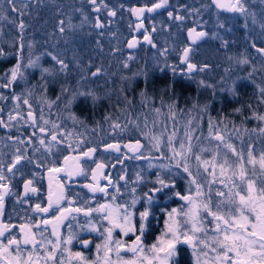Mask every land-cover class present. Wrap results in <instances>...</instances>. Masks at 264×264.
Returning <instances> with one entry per match:
<instances>
[{
    "label": "snow or ice",
    "instance_id": "snow-or-ice-1",
    "mask_svg": "<svg viewBox=\"0 0 264 264\" xmlns=\"http://www.w3.org/2000/svg\"><path fill=\"white\" fill-rule=\"evenodd\" d=\"M3 3L7 7H0V13H2L0 14V19H8V14L12 13L18 14L21 19L16 24L20 33V42L18 45L15 43L12 45L13 47H17V62L4 74L8 78V82L2 86L8 87L9 84L18 79H26L24 70L27 68H39L41 80H44L46 76H53V69L43 67L40 64L41 55L45 54L50 56L55 64L59 65L60 72H66L69 69L68 63L60 55L51 52L37 55L33 59L30 51L27 64L23 63V51L25 47L23 33L27 26L22 17L25 14L23 9H27L29 5L24 3L23 8L17 7V0H3ZM88 3L93 6L94 11H100V7L97 6V0H88ZM260 3L264 5V0H260ZM167 4L168 0H158V2L153 3L150 7L145 5L140 8H132L131 11L139 19L145 12H154L164 8ZM104 7L107 6L104 5ZM203 7H214L218 10L217 15L220 11L239 14L244 18V27L246 29L249 20L252 24H257L258 22L256 13L249 10L248 0H210V3L203 5ZM193 11L196 15L200 13V9ZM108 15L114 17L116 12L110 10ZM168 15L170 18L173 17L172 12H169ZM84 18L86 20L87 16ZM174 19L183 21L185 17L177 15ZM11 22L15 24V21ZM194 23L197 26L188 29L190 43L184 47L183 54L180 57L181 62L187 65L189 73L197 70V65L190 62V53L193 51L192 46L209 35L203 30V26L200 25L199 21ZM259 26L264 31V19L261 20ZM74 27L75 25L71 23V18H69L68 28L72 29ZM95 27H103L99 18H97ZM142 27V23L137 25V29ZM198 27L201 30H198ZM217 27L224 28V24L218 22ZM58 31L61 34L66 31L63 19L58 23ZM145 32H147L146 29ZM212 36L214 39L221 41L222 47L227 48L229 41L220 36L218 32L213 33ZM144 40L152 44V40L148 34L144 35ZM137 43L138 41L134 38L128 42L127 46L128 48H135ZM27 46L29 50L33 47L31 42ZM251 46L264 57V48H258L255 42ZM153 47H155L154 44ZM4 55L6 53L3 48H0V56ZM229 59H232V57H229ZM237 62L245 65L249 63V59L245 56L238 59ZM125 67H127V64H125ZM199 70L203 71V68ZM99 72L100 69H97L91 75L97 76ZM249 76H251V73H249ZM200 83L203 85L204 82L201 81ZM40 87L46 91V83L40 85ZM258 89V103L264 104V86H258ZM228 91L235 94V87L230 88ZM68 92L69 89L67 87L61 86V95ZM28 95H32V92L29 91ZM61 95L56 97V101L61 99ZM77 96L91 97L93 101L98 99L92 92H76L72 93L68 98L65 107H69ZM0 99H6V97L0 96ZM13 99L20 100V97L14 96ZM40 99L49 108L56 102L48 101L43 96ZM127 102L131 104V101ZM23 103L29 106L27 119L35 125L36 117L32 111L29 99L24 98ZM168 107L171 112V118L175 121L176 112L172 110L176 106L175 104H170ZM197 107L198 105L193 104V108ZM248 107L251 109V104ZM206 108L207 106L201 109V111H206ZM154 111L159 114L161 110L155 108ZM234 111L241 115L243 114L242 108H237ZM17 116H19V113H17ZM252 118L264 124V113L253 110ZM9 119H16V117L10 115ZM41 119L43 120V115H41ZM72 119L75 121L76 118L73 116ZM245 119H248V117H245ZM47 123L49 121L44 120V124ZM187 124L188 127L184 130L183 139H177L175 128L167 135L166 141L162 139L163 133L149 137L150 150L160 153L157 159L163 158L168 161V163L160 164L159 167L168 171H172L174 168L177 170V175H180V170L182 169V172L187 174L186 178L189 186V194L174 193L175 196L185 203L179 209L173 208L168 213V220L165 221V232L162 238L158 239L157 243L145 246L142 240L145 233V221H147L149 216L147 209L140 213L139 229L133 223V213L130 211V208L135 207L137 203L136 199H133L130 205L101 203L95 208L71 207L74 201L66 196L59 173L63 171L69 179L73 176L82 175L81 157L77 156L72 157L73 164L70 167L53 166L48 168L50 175L48 178L46 206L37 203L33 211L37 214L50 215V219H40L35 221L34 224L19 225V236L13 233L16 225L0 222V264H41V260L44 261V264H65L63 259L57 262V253L61 251L62 243L63 245H70L72 243L73 239H75V234L70 231L66 238H62L59 228L70 215L75 220L76 216L72 214L80 212H83L85 217H91L93 213H98L101 221L107 222V226L103 227V231L100 232V228L96 224H93L91 219L88 220L89 229L94 232H100V235L104 239L103 245H96L97 257L95 260L89 261L83 253L76 252L73 254L67 247L63 248L62 251L68 253L69 261L74 258L78 261V264H177L174 257L177 256V246L181 243L191 247L193 264H264V150H261L257 155L255 145L249 143L245 149L243 141H241V148L237 149L222 134L221 130L217 128L211 117L208 121V136L205 139L215 141V148L204 147L199 143L194 144L193 141L199 142L200 137L195 135L192 120H189ZM0 125L7 126L4 125L3 120H0ZM52 126L53 128L58 127L55 123ZM113 128L124 131V128L119 123H114ZM39 131L44 133L45 128L41 126ZM165 131H167L166 126ZM259 133L264 135V127L259 128ZM143 134L145 136L149 135L148 133ZM9 139H12V137H9ZM16 140L22 146L32 143L31 138L24 140L17 137ZM51 141H57L56 134H51ZM39 144L45 146V139H39ZM221 146L226 150L223 153ZM67 147L69 150L74 151L71 144ZM124 147L131 149L134 153H138L137 159L149 158L143 157L141 150L144 148V145L139 140H136L134 144L129 143ZM105 148L113 149L117 152L120 151L119 144H107ZM165 148L169 154L165 153ZM45 150L51 152V146H46ZM26 151V147L23 150L21 147H16L15 153L6 169L7 173L11 174V176H15L19 172L18 166L23 161L29 160L31 162L30 158L25 155ZM35 151H39V149L37 148ZM95 152V148H89L82 153V156L90 158ZM208 152L211 153V158L205 159L204 154ZM229 154L231 157H235V161L230 158ZM192 158L197 162V171L195 173L192 171L189 163ZM68 160L69 157L65 156V163ZM36 166L41 167L42 165L37 163ZM149 166L152 167L153 165L150 164ZM103 167L102 164H97L92 175V179L96 183L94 185H85L93 193L104 192L107 194L106 188L100 187L97 179V173ZM200 168H203V173L200 172ZM217 170L219 175H217ZM35 175L34 173L33 176L35 177ZM121 179H124V177H121ZM137 179H141L139 174H137ZM157 182L161 185V188H157L155 191H161L162 188L175 187L174 184L166 183L164 179H161L159 174L157 175ZM33 183V179L24 181V196L18 197V202L26 203L28 194L38 191L33 186ZM214 185L222 187H216L214 190ZM116 192L119 193V188H116ZM133 192H135V189H133ZM12 194L11 177L5 175V166L3 163H0V217L5 212V198ZM213 197L216 199L214 200ZM148 199L150 201L151 197ZM112 200L116 201L117 195H113ZM65 201H67L68 207L64 206ZM49 224H51V236L56 238L55 242L45 236ZM42 225L44 227H41ZM208 225H211V228ZM68 227L71 229L70 224ZM34 228L39 231H34ZM117 229L122 236H128L130 233L135 235L137 231L139 234L135 236V240L131 244H128L123 239L114 238V232ZM83 246L87 248L89 241L85 240ZM101 250L103 255H100ZM113 256L115 259H113Z\"/></svg>",
    "mask_w": 264,
    "mask_h": 264
},
{
    "label": "trees",
    "instance_id": "trees-1",
    "mask_svg": "<svg viewBox=\"0 0 264 264\" xmlns=\"http://www.w3.org/2000/svg\"><path fill=\"white\" fill-rule=\"evenodd\" d=\"M179 2L175 4L176 1L174 3V0H168L169 6L174 5V7L178 6ZM24 3L29 6L23 9L25 14L22 17L27 26L23 33L25 45L23 58L28 57L30 51L32 56H35L41 50L44 52L51 50L68 63L69 69L60 72L59 65L54 62L52 67L49 59L44 58L43 67L52 68L53 76H46L41 80L40 69L29 68L24 70L26 79H18L8 87H3L2 85L8 82L4 74L17 62V47L12 45L13 43L18 45L20 42V33L16 24L21 17L15 13L8 14V19H0V48L6 53L0 56V94L6 97L0 102L2 106L0 110H8L14 93L31 91L33 95L31 97L37 101L35 110L39 112L43 110V117L46 119L50 118L55 123L64 124L67 114L74 116L80 126L89 129V136H94L92 139L94 145L95 142L103 145L118 143L121 148L136 140L141 144L146 141V138L137 131L136 125L149 124L155 108L161 110L163 129L165 126L167 128L163 135L164 141L174 128L179 140L188 127L189 120H192V127L198 134H204L210 117L217 128L223 127L227 130L242 129L261 123L252 118V112L255 110L264 113V104L258 103V86H264V57L251 45L255 42L258 48H264V31L261 29L254 31L250 25L246 29L242 16L230 21V24H225L224 28H216L215 23L224 20V13L219 12L218 15L210 13L207 25L205 27L203 25V29L209 35L198 45L192 46L194 50L190 53V62L197 65V70L185 74L183 70L185 65L178 56L181 46L188 42L186 27L195 26L194 23L191 25V20L177 28L176 21L167 20L166 24L155 28L156 34L152 39L156 47L161 50L165 46L170 50V56L168 54L163 56L159 50L153 51L146 44H141V41L137 49H128L127 45L132 40L136 25L131 11L133 4L129 0H97L99 12L94 11L93 6L86 0L80 5L81 15L87 16L86 22L80 20L83 16L64 0H42V2L17 0V7L23 8ZM182 5L183 13L189 14L198 9L199 0H182ZM0 7H7L3 0H0ZM108 10L115 11L116 15L110 17ZM255 10L260 11L259 14L264 16L263 6L257 5L252 11ZM164 14L165 12H162L150 18L161 17ZM69 18L75 25L72 29L68 28ZM97 18L103 25L102 28L95 27ZM61 19L65 21L66 31L63 34L58 31V23ZM11 21H15V24ZM215 31L229 41L227 48L221 46L219 39L210 38ZM29 42L33 45L30 51L27 46ZM120 46H125L129 52L136 51L138 54L127 67L123 65L126 63L122 51L118 50ZM245 56L249 59V63L239 64L238 59ZM164 63L175 65V70L178 72L173 68V70L162 68ZM201 68L203 71L199 70ZM79 69L85 72L79 74ZM97 69H100L98 75L92 76L91 73ZM201 81L204 82L203 85ZM45 83L46 91L40 87ZM61 86L67 87L69 92L61 95ZM83 86L87 88V92L92 88L90 91H93L98 99L91 101L90 97L83 96L73 102L71 107H65L72 93L83 91ZM233 87L235 94L228 91ZM58 95H61V99L56 101ZM41 96L48 101L56 102L51 108L47 104L42 107ZM127 101H131V104ZM34 102L31 98V103ZM170 104L176 106L172 110L176 112L175 121L171 118L168 107ZM193 104L198 107L193 108ZM249 104L252 106L251 109L248 107ZM37 105L41 107L36 108ZM205 106H207L206 111H201ZM237 108L243 109L242 115L234 111ZM126 120L133 122L136 128L128 126L129 121ZM114 123H119L124 127V131H129L127 133L122 131L121 133H125L124 136L114 138L115 132L118 133L117 129L113 128ZM164 151L168 154L166 148ZM149 156L159 157L160 153L155 151Z\"/></svg>",
    "mask_w": 264,
    "mask_h": 264
},
{
    "label": "flooded vegetation",
    "instance_id": "flooded-vegetation-1",
    "mask_svg": "<svg viewBox=\"0 0 264 264\" xmlns=\"http://www.w3.org/2000/svg\"><path fill=\"white\" fill-rule=\"evenodd\" d=\"M129 2L133 4L132 8H140L144 7L145 5L150 7L153 3L158 2V0H129ZM168 6L169 4H167L164 8L158 9L153 14L145 12L142 16V19L140 21H136V27L140 24V22L145 21L146 18H150L155 14L166 12L168 10ZM176 8L179 14L183 13L182 0H180ZM220 12L229 13L226 11ZM135 17L136 16L134 15V18ZM203 40L198 41L196 45H198ZM35 103L36 102L31 103L34 108ZM19 110L24 111L25 108H22L21 106ZM8 112L9 110H0V120L4 121V125H7L6 120L10 116V113ZM40 112L41 114H43V110ZM40 112L38 113L39 117H36V125H33L34 127H32L31 123L30 125L28 124L30 126V129L27 126H23L25 129L19 128L13 130V128H10V126L8 125L6 127L0 125V163H3L5 166V175L11 177V188L13 193L12 195L5 198V212L4 215L0 217V222L16 225V227L13 229V233L19 236V225L34 224L35 221L40 219H50V215L37 214L33 211V208L37 203H40L42 206H46L48 194V178L50 175V173L48 172V168L53 166L70 167L73 164L72 157L79 156L81 157V166L83 168L82 175L73 176L71 179H69L63 171L59 173V178L61 183L64 185L66 196L74 201L71 207L95 208L98 206V204L101 203H118L130 205L131 201L133 199H136L137 203L135 207L130 208V211L133 213V223L136 228L139 229L140 213L147 209L149 212V216L147 218V221H145V233L142 237V240L145 246H151L152 244L157 243L158 239L162 238L163 232L165 230L167 211H171L173 208L179 209L181 205L185 203L184 201L180 200L179 197L174 195L175 192L188 194L183 191L182 184L184 183L182 181H174L173 183H171L175 185L174 188H162L161 191H155V189L161 188V186L155 188V186L150 187L149 184L146 186L138 182H136L137 184H134V187V185H132L133 183H127L125 177L124 179H121L122 172H124V174L129 173V171L125 169V167L127 166L125 163L119 164L118 160L115 159L111 160L109 164H102L103 160L100 158L97 149L90 158L83 157L82 153L89 149L83 142V139L78 141V146L74 148V154L66 153L56 163L53 152L54 149L51 146L54 142L51 141V134H54L52 132V122L47 120L45 117H43L42 120L40 117ZM36 113L37 112H35V114ZM44 120L49 121V123L44 124ZM41 126L45 128L44 133H41L39 131V128ZM33 133H35V135H33ZM9 137H12V139H9ZM17 137L24 140H28L29 138H31L32 143L23 146L19 145L16 140ZM41 138L45 139L46 144L51 146V152L46 151L44 147L39 144V139ZM16 147H21L22 150L24 147H26L27 151L25 155L30 158L31 162H29V160L23 161L22 164L18 166L20 169L19 172H17L15 176H11V174L7 173L6 169L7 165L11 161L13 154L15 153ZM37 148L39 149V151H35V149ZM113 151L116 156L122 152L128 153L132 156L135 155L132 154L130 152V149L126 147H120L119 152L115 150ZM65 156L69 157L67 163H65L64 161ZM160 159L161 161H165L163 158ZM53 162H55V164H53ZM128 162H130V160H128ZM37 163H40L42 166L37 167ZM97 164H102L104 166L98 171L97 179L99 186L102 188H106L107 194H105L104 192L93 193L89 190V188L85 187V185H94L96 183L95 181H93L92 175L93 170L96 169ZM34 173L36 174L35 177L33 176ZM28 179L34 180L33 186L37 188L38 191L36 193H29L27 202L20 203L18 202V197L24 196V181ZM116 188H119V193L116 192ZM133 189H135V192H133ZM113 195H117L116 201L112 200ZM149 197H151L150 201L148 199ZM64 206H69L67 204V201L64 202ZM72 215H75L76 219L73 220L72 216L70 215L68 219L64 221L63 225L60 226L59 232L62 238H66L71 231L75 234V239H73L70 245H63V243L61 244V251H58L57 253V262L63 259L65 261V264H78V261H76L74 258L69 261L68 253L62 251L64 247H67L73 254L76 252H81L88 258L89 261H93L97 257L96 245H103L104 243V239L100 235V232L103 231V227L107 226V222L101 221V217L98 213H93L91 217H85L83 212L73 213ZM89 219L92 220L93 224H96L97 227L100 228V232H94L89 229ZM69 224L71 225V229L68 227ZM41 227L44 226L42 225ZM33 230L37 232L39 231L35 228ZM138 234L139 232L137 231L135 235L130 233L128 236H122L117 229L114 232V238L123 239L126 243L131 244L132 241L135 240V236ZM45 236L55 242L56 238L51 236V224L47 226ZM85 240L89 241V246L87 248L83 246V242ZM189 248L190 246L183 243L178 246V254L174 258L177 261V264H183L185 261L190 262H187V264H192V256L188 252ZM100 255H103L102 250ZM113 259H115L114 256ZM41 264H44L43 260H41Z\"/></svg>",
    "mask_w": 264,
    "mask_h": 264
},
{
    "label": "rangeland",
    "instance_id": "rangeland-1",
    "mask_svg": "<svg viewBox=\"0 0 264 264\" xmlns=\"http://www.w3.org/2000/svg\"><path fill=\"white\" fill-rule=\"evenodd\" d=\"M64 1H66L73 8H75V11L79 12L80 15H81V12H82L81 9L82 8L80 7V5L85 3L86 0H64ZM175 1H176V3H175ZM179 1L180 0H174V3L177 4V2H179ZM209 3H210V0H199V6H198V9H200L199 15H196L195 12H191L189 14H186V13L179 14V12H177V10H175L176 7H174V5L168 6V10L165 12V14L163 16L154 17L153 19L152 18H146L145 21L140 22V24L141 23L143 24V27L139 28V29H137V27L135 25V28L133 30L131 39L139 38L140 41H141V44H146V46L149 47V48L151 47L153 49V51L154 50L158 51L159 50L157 48L158 46L156 47V43L154 42V39H152V36H154V34H156V32H155L156 29L155 28L160 27L163 24H166L167 20H172L174 22L176 21L175 22V24H177V25H175L176 28L177 27H181L182 25H185V23L188 22L189 20H191V25L194 22L199 21L200 25H202V26L204 25V27H205V25H207V23H208V20H209V17H210V13L217 14L216 9L214 7L213 8L212 7L211 8H204L203 7V5H207ZM248 4H249V10L250 11L255 9V7L257 5H261V6L264 7V5H262L260 3V0H248ZM172 7H174V8H172ZM174 10H175V12H174ZM169 12L173 13V17L172 18L169 17V15H168ZM254 12L256 14L261 13L258 10H255ZM226 14L227 13H224V16H223L224 20H221L219 23H223L225 25V24H228L230 21L235 20L237 17H241L239 14H234V13H232V14L230 13L229 15H226ZM132 15L134 16L133 13H132ZM177 15L184 16L185 19L183 21L175 20L174 17L177 16ZM75 16H76V14H75ZM81 16H83V18L80 17L81 18L80 20H82L83 22H86V20L84 18L85 16L84 15H81ZM262 19H264V16L259 14V15H257V21H258L257 24H252L251 21L249 20L248 21V23H249L248 25H250V28H252L254 31H257L258 29H261L260 26H259V23L261 22ZM194 25L197 26L195 23H194ZM215 25H216V28H218L217 27V23H215ZM167 27H169V26H167ZM190 27H186L187 28V31H186L187 39H188V29ZM145 29L147 30V32H145ZM153 29H155V31H153ZM198 30H201L200 27L198 28ZM215 30H217V29H215ZM214 33H216V31ZM145 34H148L150 36V38L152 40V44H149L147 41L144 40V35ZM210 38L214 39L212 34L210 35ZM157 39H158V42H160V36H158ZM189 43L190 42L188 40V42L184 46H181L180 55L178 56L179 60H181L180 57L183 54L184 47L188 46ZM153 44L155 45V47H153ZM38 50H39V47H38ZM118 50L120 52L122 51V53H123L122 56L125 58V63L127 65H129L138 56L136 51H134V52L130 51L129 52L127 50V47H125V46H120V48L118 47ZM193 50H194V48H193ZM47 51L48 50H46L44 52L43 50H41L42 53L41 52H37V54L35 56H32V58L35 59V57L37 55L45 54V53H47ZM48 52L53 53V51H51V50L48 51ZM169 52H170V50L167 49V47H165V46H163L161 48V50H159V53H161L163 56H167V54L169 55ZM47 56L45 57V55H41L40 64L43 66L42 60H44V58L45 59L48 58L50 63L52 64V67H53L54 61L51 59L50 56H48V57ZM28 58H29V53H28V57H24L23 58V63L25 65L28 62ZM163 60H165V59L163 58ZM123 65L125 66V64H123ZM162 68H169L170 70L174 69V71L178 72V70H175V65L172 66V64L166 65V63H164ZM27 69H29V68H27ZM183 70H184L185 74L189 73L186 64H185ZM81 72L83 74V72H85V70L79 69L78 73L80 74ZM84 74H86V73H84ZM85 86H87V85H85ZM85 86H83V89H82L83 91H81V92H86L87 91V88L85 89ZM90 90H92V88H90ZM90 90L88 92H92L96 97H98L93 91H90ZM14 94H15L14 96L20 97V100L13 99L14 96L11 98L12 101L9 103V107H8L9 112L8 113H10V115L16 117V119L10 120L9 117H8L7 120H6V124L8 126H10V128H13V130H16V129H19V128L25 129L23 126H27L30 129V126H29L30 123H31L32 127H34L32 121L27 119L29 106L25 105L23 103V99L24 98H28L29 101H30V104H31V98H33V101L37 102L36 99L34 97H31L33 95L29 96L28 93H24V92L14 93ZM0 96H1V94H0ZM79 97H83V96H77V98L75 99L74 102H76V100ZM1 100L2 99H0V102H1ZM90 100L93 101L91 97H90ZM41 105L43 107V106H45V103H41ZM72 105H73V103L70 105V107ZM21 106H25V110L24 111H20L19 110V108ZM39 107H41V106H37L36 108H39ZM32 111H33L35 117L38 118L39 117L38 111H36L33 106H32ZM35 112H37V113L35 114ZM17 113H19V116H17ZM43 114H41V112H40V117ZM45 116H46V114H45ZM5 118H6V116H5ZM66 118L67 119L65 120L64 124L55 123L50 118L49 119L47 118V120L52 122V125H53V123H55L58 126L57 128H53V126H52V129H53L52 132L57 135V141H54L53 144L51 145L52 148L54 149L53 152H54V157L56 159L55 160L56 163L66 153L72 154L74 152V151L68 149L67 146L69 144H71L72 149H74L75 147L78 146V144H77L78 141L83 139L84 140L83 142L86 144V146L88 148H95V149L98 150L99 156L103 160L102 164H109L111 160H115V159L118 160L119 164H124L125 163L127 165L125 167V169H127L129 171V173H125L124 174V172H122L121 173V177L122 176L125 177V180L127 181V183H133L132 185H134V184H137L136 182H138V183L144 184L146 186L149 184L150 187H154L155 186V188H156V187L161 186L157 182V175L159 174L160 178L164 179L166 183H173L174 181L175 182L176 181H179V182L182 181L184 183V184H182L183 191L188 193V187L189 186H188V180L186 178L187 174L183 173L182 169L180 170V175L176 174L177 170L174 169V168H173L172 171H168L167 169H161L159 167V165L167 163V161L166 160L165 161H163V160L161 161V159L155 158L157 156H153L151 158L149 156V154H152V153L155 152V150H150L149 137L151 135H160L161 133L164 134V132H165V129H163V123L164 122H163L162 117H161V112L159 114H157L155 111H153V116H151L152 119L149 120V124H146V125L145 124L144 125L143 124H139L138 125V123H137V125H136V126H138L137 127V131L140 132L139 134L146 138L145 139L146 141L143 142L144 148L142 149L141 152H142L143 157H148L149 156L148 159H145V158L137 159L136 156L138 155V153H136L134 156H132V155H130L128 153L122 152V153H120V154H118L116 156L114 151H113V149H106L105 145L100 144L99 142H95V145H94V142L92 141V139H94V136L92 135L90 137L89 133H88L89 129L80 126L76 119L74 121L72 119V116H69L68 114H67ZM124 119H128V118H124ZM126 121H129L128 122L129 123L128 126L131 125V126L135 127L133 122H130V120H126ZM43 123H44V121H43ZM260 127H264V124L260 123L259 125H252V126H248V127H242V129L241 128H235L233 130H227V129L223 128V127H220L218 129L221 130L222 134L230 142H232L237 147V149L241 148V146H242L241 141H243V147H245V149H246V147H247V145L249 143H253L255 145L256 154L258 155L261 150H264V135H261L259 133V128ZM253 130H255V131H253ZM117 131H118V133L115 132V136H113L114 138L122 137L121 135H123V134L125 135V133H127L129 130L124 131L125 133H121L122 131H120V129H117ZM143 133H148L149 135L145 136ZM195 135L200 137V141L197 142V141L194 140L193 141L194 144L199 143L200 145H202L204 147L215 148V144H216L215 141H209V140L205 139L208 136V127L204 130V134H200V133L198 134L197 130H195ZM183 138H184L183 135H181L179 139H183ZM162 139H163V137H162ZM95 141H96V138H95ZM131 143L134 144L135 142H131ZM46 146H50V145L46 144L45 146H43L44 149L46 148ZM96 147H99V148H96ZM197 151H198V148H197ZM223 151H226V150H224L223 147H222V153H223ZM204 158L205 159H210L211 158V153L210 152L205 153L204 154ZM230 158L233 161H235V157H231V155H230ZM128 160H130V162H128ZM189 163H190V167L192 168V171L195 173L197 171V162L195 161L194 158H192ZM150 164L153 165V166L150 167L149 166ZM257 171H258V169H257ZM200 172L203 173V168H200ZM137 174H139V176L141 177L140 180L137 179ZM217 175H219L218 170H217ZM201 179H203V177H201ZM134 187H135V185H134ZM216 187H222V186L214 185L213 189L215 190ZM205 190H207V189H205ZM224 190L227 191L226 189H224ZM213 199L215 200L216 198L213 197ZM169 212H171V211H167L166 220H168V213ZM208 226L210 228V225H208ZM164 232H165V230H164ZM164 232H163V234H164ZM180 245L181 244H179L178 246H180ZM188 252L192 256L191 247L188 249ZM192 264H193V257H192Z\"/></svg>",
    "mask_w": 264,
    "mask_h": 264
},
{
    "label": "water",
    "instance_id": "water-1",
    "mask_svg": "<svg viewBox=\"0 0 264 264\" xmlns=\"http://www.w3.org/2000/svg\"><path fill=\"white\" fill-rule=\"evenodd\" d=\"M156 11H157V10H156ZM156 11H154V12H156ZM154 12H151V14H153ZM135 19H136V21H140V20L142 19V16H141L139 19H138L137 17H135ZM132 40H133V39H132ZM135 40L138 41V43H137V46H138L140 40L137 39V38H135ZM137 46H136L135 48H128V49H129V50H134V49L137 48ZM130 152H131L132 154H136V153H134L131 149H130Z\"/></svg>",
    "mask_w": 264,
    "mask_h": 264
}]
</instances>
